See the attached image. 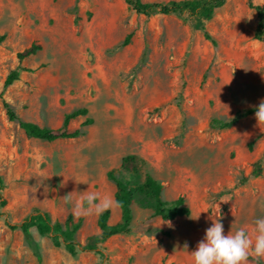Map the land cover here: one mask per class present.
<instances>
[{"label": "rangeland", "instance_id": "rangeland-1", "mask_svg": "<svg viewBox=\"0 0 264 264\" xmlns=\"http://www.w3.org/2000/svg\"><path fill=\"white\" fill-rule=\"evenodd\" d=\"M256 28L247 0H227L211 19L139 14L126 0H0V93L19 118L60 128L68 112L87 107L94 119L71 121L70 130L84 132L78 138L47 141L10 120L0 99V264H192L215 220L225 235L244 228L254 239L255 220L264 218V124L254 114L224 123L264 100ZM34 42L42 48L22 66L36 70L5 87L18 52ZM129 154L140 157L135 184L151 174L164 200L184 195L192 213L164 220L138 194L131 231L101 241L103 211L111 209V224L122 219L108 173L123 176ZM39 211L63 223L82 219L75 238L93 249L72 254L36 226L29 242L6 223ZM257 258L264 261L250 252L244 264Z\"/></svg>", "mask_w": 264, "mask_h": 264}, {"label": "trees", "instance_id": "trees-1", "mask_svg": "<svg viewBox=\"0 0 264 264\" xmlns=\"http://www.w3.org/2000/svg\"><path fill=\"white\" fill-rule=\"evenodd\" d=\"M227 0H172L167 4L159 2H145L143 0H126V2L139 14L150 15L158 11L164 15L176 13H188L190 16L201 19H211L216 10L223 6ZM248 6L257 13V28L255 38L264 43V3H259L257 0H247ZM205 35L208 39L215 42V39L204 26ZM5 34L0 30V44L5 40ZM131 35H128L125 44L129 43ZM42 48V45L34 42L31 46L18 52L20 61L19 66L10 72L5 81V87H9L21 79V71L23 69L28 71H35L36 69L24 68L22 66L23 60L37 54ZM0 99L7 109L9 119L18 121L21 128H23L29 136L54 141L58 139H73L78 138L84 134L82 129L70 130L69 125L71 121L80 116H85L86 120L83 126L91 125L94 119L89 115L87 107L77 108L65 115L63 126L60 128L43 127L35 122L26 121L19 118L17 112L14 110L10 102L5 98L4 93H0ZM255 108H250L243 113H238L231 120L224 123V127H231L237 124L242 118L254 114ZM252 145V144H251ZM121 172L123 176H118L114 171L108 173L109 177L115 181L117 185L116 202L122 209V219L117 224H111V209L107 208L103 211L99 218V226L102 231L100 240L106 241L109 238L127 234L131 231L132 222L134 218L133 204L138 194H147L153 200L154 215L164 220H174L179 216H189L192 213L191 208L186 203L184 195H180L173 201H166L162 197L163 185L151 174H148L144 183L135 184L132 176H136L141 172L140 157L135 154H129L124 157ZM256 175L262 174L261 162L257 163ZM2 177L0 176V205H5L7 200L1 192ZM7 225L11 229H20L24 233L29 242H33L32 227L36 226L42 234H52L54 243L57 246L65 245L68 251L72 254H77L81 250L93 249L83 246L79 243L75 236L82 225V219L75 221L73 215H70L65 223L60 221H53L51 215L47 211H39L21 223H12L8 219ZM258 264H264L261 258L256 259Z\"/></svg>", "mask_w": 264, "mask_h": 264}, {"label": "clouds", "instance_id": "clouds-1", "mask_svg": "<svg viewBox=\"0 0 264 264\" xmlns=\"http://www.w3.org/2000/svg\"><path fill=\"white\" fill-rule=\"evenodd\" d=\"M254 118L259 126L264 124V100L256 106ZM191 218L198 219L199 215ZM254 231V239L244 228L225 235L223 224L215 220L191 251L192 264H244L250 252L264 256V218L255 220Z\"/></svg>", "mask_w": 264, "mask_h": 264}]
</instances>
